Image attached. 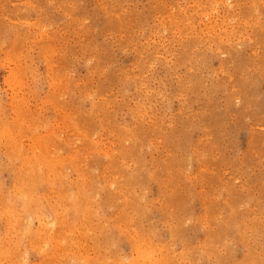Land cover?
Segmentation results:
<instances>
[{"label": "rangeland", "instance_id": "obj_1", "mask_svg": "<svg viewBox=\"0 0 264 264\" xmlns=\"http://www.w3.org/2000/svg\"><path fill=\"white\" fill-rule=\"evenodd\" d=\"M0 264H264V0H0Z\"/></svg>", "mask_w": 264, "mask_h": 264}, {"label": "bare ground", "instance_id": "obj_2", "mask_svg": "<svg viewBox=\"0 0 264 264\" xmlns=\"http://www.w3.org/2000/svg\"><path fill=\"white\" fill-rule=\"evenodd\" d=\"M258 11V10H257ZM167 98V97H166ZM19 130V129H18ZM113 134V133H112ZM38 148H41V147H38ZM54 149V148H53ZM41 161V160H40ZM53 164V163H52ZM57 188V187H56ZM17 195V194H16ZM36 203V202H35ZM24 207V206H23ZM26 208H28V206L26 207ZM121 257V256H120Z\"/></svg>", "mask_w": 264, "mask_h": 264}]
</instances>
